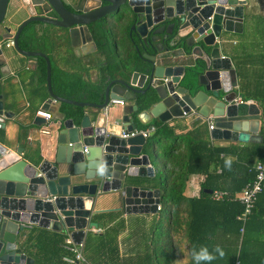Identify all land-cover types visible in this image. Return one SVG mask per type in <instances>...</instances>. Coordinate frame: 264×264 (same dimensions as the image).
Listing matches in <instances>:
<instances>
[{
	"label": "water",
	"instance_id": "95a60500",
	"mask_svg": "<svg viewBox=\"0 0 264 264\" xmlns=\"http://www.w3.org/2000/svg\"><path fill=\"white\" fill-rule=\"evenodd\" d=\"M32 14L10 32L16 5L0 0V43L24 56L41 57L45 62L46 89L50 99L80 108L90 107L91 115L78 119L62 115L47 130L50 154L27 161L22 150L0 142V264H32L17 245L16 233L29 223L52 231L67 230L80 243L84 229L95 227L90 220L93 206L116 200L125 213L152 212L159 202L158 189L142 181L151 177L149 165L153 146L149 134L126 138L109 130L116 124L123 132L137 127L136 120L150 117L165 123L182 112L203 122L211 119L213 140L259 143V109L253 101L239 99L235 71L230 59L221 54L228 34L242 30L244 0H28ZM127 18L142 50L143 68L127 77L106 75L101 102L77 101L57 95L51 88L50 60L37 50L18 46V37L29 22L67 30L70 39L91 42L96 31ZM4 32V33H2ZM175 45V49L168 46ZM138 50L137 46H134ZM156 50L153 54L150 51ZM1 54V48H0ZM2 63V60L0 61ZM126 76V77H125ZM1 97V96H0ZM132 100L133 113L107 122L99 117L109 99ZM1 99V98H0ZM49 101L41 108H47ZM0 114L6 116L0 101ZM36 123H43L35 117ZM84 148V150H83ZM103 169V174H101ZM211 190H206L210 193ZM116 202V203H117Z\"/></svg>",
	"mask_w": 264,
	"mask_h": 264
},
{
	"label": "crops",
	"instance_id": "0c3cea01",
	"mask_svg": "<svg viewBox=\"0 0 264 264\" xmlns=\"http://www.w3.org/2000/svg\"><path fill=\"white\" fill-rule=\"evenodd\" d=\"M13 4L17 7L11 22L8 23L10 32H14L16 26L32 14L28 0H13ZM130 24L131 21L127 18L119 19V21L115 18L112 24L109 23L106 27L101 28L102 32L99 30L91 38L85 37L88 40H93V43L85 42L84 44L76 37L70 39L65 29L48 24H36L33 29L38 36L43 37L42 40L45 45L39 44L41 48L37 47L35 50L44 52L50 60V82L54 93H56V90L59 92L69 91L62 85L70 80L79 82L101 81L103 88L106 75L116 77L119 70H124V75L127 77L132 71L141 72L140 70L144 66L143 62H136L128 55L131 52L132 41L130 37L132 33L136 38V44H140L136 33L130 30ZM2 39L0 37V40ZM228 39L229 41L223 46L221 54L230 59L236 77L235 90L238 92L239 99L243 100L242 92L239 89L242 79L245 83L254 81L253 85L258 82L259 85L264 86V0H244L242 30L239 33L228 34ZM9 41L10 39H4L0 43V61L2 60V63H0V101L3 110L7 111L6 116L3 115L4 121L0 127V142L12 150L20 148L22 150L21 157L27 161L36 159L37 153L40 159L47 156L49 158L51 139L46 132L52 128V121H56L65 114L70 116L67 114L70 109L61 106L63 102L50 99L46 89L45 68L41 70L38 67L37 57L24 56L18 53L11 45H5ZM168 49H175V45L168 46ZM154 52L157 51L154 49L153 51L149 50L150 54ZM122 99L124 100L122 105L116 104L109 107L105 115L99 110V117L106 118L107 122H111L112 119L119 116L123 117L130 111L133 113L131 107L133 101L126 100L124 97ZM47 101H49L48 107L41 108ZM39 108L51 114L50 119H44L45 122L40 124L35 122V117H40L35 115V110ZM92 113H94L92 108H82V114L91 115ZM154 121H156V118L153 117H150L147 122L137 119V127L134 130L137 133L145 131L146 134L150 132L153 134L155 128L152 123ZM164 124L168 128L167 139L153 143L150 142V136H147L146 139L150 144L148 147L153 146L150 149L149 165L153 167L154 173L155 165L157 169H160V163L163 161L162 149L173 143L177 145L173 152L183 153L186 142L182 139L188 133L194 138H205L214 145L230 143V140L211 139L206 120L198 122L193 114L171 118ZM142 126H145V129H141ZM108 128L118 135L121 132L119 126L112 122ZM237 144L240 145L238 142ZM152 178L153 176L146 177L142 181L148 188L158 189V194H160V185H154V179ZM202 179L203 175L201 174H190L183 194L196 197L199 194ZM116 202V200H104L93 206L94 213L91 214L90 220L95 221L97 225L86 227L81 242L74 243L76 245L81 244V253L85 259L84 264H94V262L95 264H110L104 262L103 256L102 258L99 257L98 261L93 260L87 256L85 249L82 250V246L83 241L89 234L90 237H95L111 226H115L112 231L115 230L114 236L117 248V256L112 259V264H157L158 261L150 260L149 254L153 251L151 246L153 240L158 236V231L167 225L165 217V219H160L161 222H158L157 216L160 208L156 210L154 207L152 212L125 213L118 208L119 204ZM158 205L160 206V198ZM22 227L23 230L16 233V242L22 252L32 259L33 264V258L23 248V237L36 231V229L51 230L29 223H23ZM168 231L171 234H169L170 237H173V232ZM60 232L63 239L68 237L71 239L67 230ZM71 241L73 242L72 239ZM185 244L182 241L181 246L184 248ZM30 250H33L32 246H30ZM109 253L107 250V254ZM65 255H69V253L66 252ZM182 260L185 261V256Z\"/></svg>",
	"mask_w": 264,
	"mask_h": 264
},
{
	"label": "trees",
	"instance_id": "16d2710c",
	"mask_svg": "<svg viewBox=\"0 0 264 264\" xmlns=\"http://www.w3.org/2000/svg\"><path fill=\"white\" fill-rule=\"evenodd\" d=\"M36 24L38 22H29L21 30L18 37L21 49L35 50L37 47L41 48L39 44L45 45L43 37L38 36L33 29ZM132 34V46H137L138 50L131 46L128 55L136 62L142 61L138 56L142 45L136 44V38ZM36 59L38 67L44 70L43 58ZM252 83H245L242 79L239 89L243 100L255 102L259 109L258 133L262 136L261 142L238 145L236 141H230L226 145H214L205 138H194L188 133L182 139L186 142L183 153L173 152L177 146L173 143L162 149L163 161L160 169L155 165L152 178L154 185H160L158 222L164 217L167 220V225L158 231V236L153 240V251L149 254L150 260L158 261L157 264H194L191 255L194 246L197 249L207 246L211 251L217 245L224 250L225 255L212 264H264V188L257 194L251 212L244 221L236 219L242 206L233 198L235 193L254 178V162H264V86L258 82L254 85ZM102 85L101 81L70 80L62 85L69 91L56 90V93L77 101L99 103ZM61 106L68 107L70 111L67 114L76 119L82 114V108L78 106L66 103H61ZM152 126L155 130L149 137L151 143L167 139L168 128L164 123L156 120ZM141 129H145V126ZM229 158L232 161L230 168L225 164V160ZM193 173L203 175L196 197L183 194L188 176ZM212 189L225 191L226 195L219 200H212L206 192ZM112 228L115 226L95 237H90L89 234L82 246V250L87 251V256L95 261L103 256L104 262L112 264V259L117 256L115 230L113 232ZM168 230L173 232V237H170ZM92 238L96 239L93 241ZM62 241L60 231L36 229L25 235L22 243L33 258V264H65L61 260L66 254ZM182 241L186 243L184 248L181 246ZM30 246L33 250H30ZM183 256L185 261L182 260ZM235 261L237 262L234 263Z\"/></svg>",
	"mask_w": 264,
	"mask_h": 264
},
{
	"label": "built area",
	"instance_id": "2783aa9c",
	"mask_svg": "<svg viewBox=\"0 0 264 264\" xmlns=\"http://www.w3.org/2000/svg\"><path fill=\"white\" fill-rule=\"evenodd\" d=\"M5 45L6 46L11 45V40ZM123 101H124L123 99H109L105 104V106L101 109V113L105 115L109 107L114 106L116 104L122 105L124 103ZM185 114L186 113L182 112L183 116ZM35 115L40 116L45 120H48L51 117V114L48 111L40 108L35 110ZM3 121H4V116L3 114H0V127L3 124ZM206 124L209 130L212 129L213 125L211 119H206ZM139 132L145 134V131H139ZM136 133H137L136 130H132L129 132L121 131L119 135L123 138H126L128 136H133ZM253 169H254V178L250 182L246 183L239 190V192L233 195V198L237 200L242 206V210L240 214L236 215V219H238L239 221H244L247 218V216L251 212L257 194L264 188V162L259 160L255 161L253 164ZM209 195L212 200L216 201L223 198L226 195V192L218 189H212ZM155 208L156 210H158L160 206L156 204ZM62 248L69 253V255H63L61 257V260L65 264L85 263V259L83 258V255L81 253V244H77V245L74 244V242H72L71 239L68 237L63 239Z\"/></svg>",
	"mask_w": 264,
	"mask_h": 264
},
{
	"label": "clouds",
	"instance_id": "9594fccd",
	"mask_svg": "<svg viewBox=\"0 0 264 264\" xmlns=\"http://www.w3.org/2000/svg\"><path fill=\"white\" fill-rule=\"evenodd\" d=\"M231 163L230 158L225 160V164L229 168L231 167ZM101 174H103V169H101ZM191 255L194 264H212L214 260L223 258L225 253L219 245L215 246L211 251L207 246H200L198 249L194 246Z\"/></svg>",
	"mask_w": 264,
	"mask_h": 264
}]
</instances>
